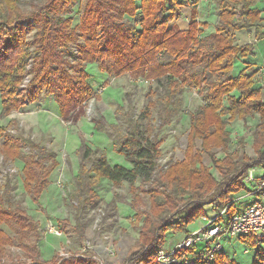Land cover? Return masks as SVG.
Masks as SVG:
<instances>
[{
	"label": "trees",
	"instance_id": "obj_1",
	"mask_svg": "<svg viewBox=\"0 0 264 264\" xmlns=\"http://www.w3.org/2000/svg\"><path fill=\"white\" fill-rule=\"evenodd\" d=\"M213 2L218 21L212 32L202 36L210 24L199 20L197 5L191 6L186 28L174 21L181 16L187 0H44L29 13L21 10L19 0H0L1 119L27 103L41 101L42 95L52 96L61 117L67 119L93 97L94 88L89 82L92 74L86 66L93 62H99L108 72L141 73L147 79L165 81L166 108L180 103L178 96L185 86L199 89L203 97L191 115L184 158L170 161L166 169H158L163 139H151L137 122L131 123L128 133L119 132L116 124L109 127L94 123L96 129L113 138L114 148L131 167L111 164L104 150H93L86 141L78 149L81 181L89 179L95 184L96 179L107 178L114 184L128 182L132 187L138 179L152 182L148 190L150 211L135 213L142 224L137 247L126 256L125 264H159L158 254L172 231H189L188 226L205 215L218 214L221 220L230 217L246 203L240 193L246 196L257 186L245 180L249 169H264V89L254 74L255 42L240 44L236 36L243 29L255 28L256 40L263 38L262 11L257 0ZM76 8L80 12L78 25H74ZM239 60L244 67L234 75ZM27 75L32 77L25 92L21 85ZM257 114L260 122L253 135L255 156L244 153L239 157L238 147L233 153L217 157L214 149L226 151L232 142L229 123L236 118L246 121ZM8 128L0 126V153L6 160L23 162L25 191L40 203L59 161L53 150L30 138L14 136ZM146 130L149 132L150 127ZM243 140H238L241 146ZM26 143L29 153L23 152ZM204 153L210 156L221 179L204 162ZM210 203L216 204L212 215L204 210ZM226 206V215H220ZM12 218L23 232L35 231L38 235L39 224L33 216L21 206L7 208L0 194V264H6V247L15 243V238L2 228ZM240 239L250 247L257 246L254 264H262L264 253L259 241L253 235ZM38 241L37 237L34 245L19 242L30 261L10 264H101L82 255L63 258L58 254L51 260L41 259ZM204 247L202 243L189 249L190 264H237L227 260L223 251L213 261L205 259ZM60 257L63 259L58 263Z\"/></svg>",
	"mask_w": 264,
	"mask_h": 264
},
{
	"label": "rangeland",
	"instance_id": "obj_2",
	"mask_svg": "<svg viewBox=\"0 0 264 264\" xmlns=\"http://www.w3.org/2000/svg\"><path fill=\"white\" fill-rule=\"evenodd\" d=\"M43 1L19 0V6L23 12L29 13ZM199 3L189 2L183 6L181 16L174 20L176 24L186 28L191 16V6H198ZM205 3L207 4L202 5L203 9L199 10L198 18L207 21L210 26L202 36L212 32L218 21L213 0ZM257 4L262 9L264 0H257ZM73 16L74 25H78L80 20L78 8L75 9ZM262 24L264 25L263 22ZM236 35L240 44L256 40L255 28L251 31L243 29ZM255 46L257 58L264 56V37L256 40ZM72 51L75 55L74 48ZM109 64L111 65V62ZM86 66L92 74L89 82L94 88L93 97L78 106L67 119L61 117L58 104L52 96L45 95H42L41 101L27 103L6 118H0V126L9 125V133L23 140L30 138L45 145L55 152L59 161V165L51 173V184L43 192L40 203H35L23 185V162L20 159L6 160L0 153V194L3 195L7 208L13 210L21 206L38 222L37 237L41 259L51 260L54 256L65 253L66 256L62 255L63 258L82 255L101 264H125L126 256L137 247L142 224V220H138L135 213L137 210L150 211L151 198L148 190L152 182L145 183L138 179L132 187L128 182L114 184L107 178L96 179L95 184L89 179L81 181L78 179L81 162L78 149L82 141H86L93 150H104L111 164L131 167L124 155L114 148L113 138L96 129L94 123L99 122L109 127L116 124L119 132L128 133L131 123L137 122L145 135L150 134L151 139H163L158 169H166L170 161L184 158L191 115L203 102V97L199 89L185 86L178 96L180 103L166 108L165 81L150 80L141 73L108 72L99 66V62L87 63ZM243 67L241 60L236 61L232 73L237 75ZM31 75H27L21 85L22 89H26L25 92L29 89ZM151 102L153 106H150ZM1 113L0 97V115ZM259 122L258 114L248 117L246 121L239 118L231 121L228 129L232 142L226 151L215 148L216 156L222 158L226 152L233 153L238 147L241 148L239 157L244 153L255 156L253 135ZM147 127H150L149 132L146 130ZM240 137L244 138L242 146L238 141ZM2 141L3 139H0V142ZM197 146L201 148L200 140H197ZM23 152H30L27 143L23 146ZM203 156L204 162L211 166L215 175L221 179L213 167L210 156L207 153ZM254 173L256 177L263 176L264 169L255 167ZM240 195H243L246 203L254 199L253 196H245L244 192ZM215 206V203L205 205V213L212 215ZM205 218L206 215L190 224L189 231H172L163 249L168 251L169 247L175 249L184 243L187 236L192 233L191 230L200 227L202 219ZM49 220L61 229L62 235L51 234L46 230ZM2 228L15 238V243L6 247L5 263L30 261L26 251L19 246V242L26 241L34 245L37 241L36 232H23L15 218L4 223ZM240 237L224 240L223 253L226 259H233L237 264H254L257 246H248ZM259 249L264 253L262 248ZM179 251L180 248L175 251L176 254H181ZM63 258L60 257L58 263ZM263 262L264 260L262 264Z\"/></svg>",
	"mask_w": 264,
	"mask_h": 264
},
{
	"label": "built area",
	"instance_id": "obj_3",
	"mask_svg": "<svg viewBox=\"0 0 264 264\" xmlns=\"http://www.w3.org/2000/svg\"><path fill=\"white\" fill-rule=\"evenodd\" d=\"M208 1L187 0V2L192 3H205ZM254 74L255 79L261 83L264 89V57L254 64ZM245 180L257 185L253 191L248 192L246 195L254 197L252 202L242 204L240 209L236 210L225 220L219 219L218 214L217 216H207V218L202 219L201 226L193 230L184 243H181L175 249L170 248L168 251L162 249L159 252V264H190L191 254L189 249L202 243L205 244L203 257L213 261L217 254L224 250L223 242L225 238L248 235H253L259 241V248L264 251V175L257 178L254 168H251ZM226 213L227 206L221 209L220 215L225 216ZM45 228L51 234L62 235L61 229L52 220L47 222ZM178 248H180L179 252L181 254H176L175 251ZM195 250L198 251L197 249ZM61 255L66 256L65 253H61Z\"/></svg>",
	"mask_w": 264,
	"mask_h": 264
},
{
	"label": "crops",
	"instance_id": "obj_4",
	"mask_svg": "<svg viewBox=\"0 0 264 264\" xmlns=\"http://www.w3.org/2000/svg\"><path fill=\"white\" fill-rule=\"evenodd\" d=\"M213 3H215V2H213ZM205 4H207V3H199L198 4V8H199V10L201 11V8H202V5L203 6H205ZM215 6H216V4H215ZM203 9V8H202ZM262 10V13H261V16L264 18V14H263V11H264V4H263V8L261 9ZM237 36V35H236ZM258 41V40H257ZM255 44H256V41H255ZM256 46H255V49H254V56H252L254 59H256L257 60V62H258V60L260 59V57L261 56H259V58H257L258 56H257V53H256ZM262 57H264V56H262ZM261 57V58H262ZM215 211L213 210V213H214Z\"/></svg>",
	"mask_w": 264,
	"mask_h": 264
}]
</instances>
